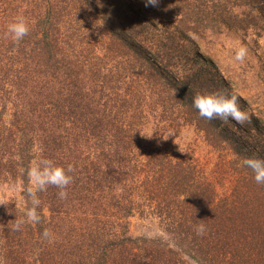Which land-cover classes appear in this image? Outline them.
<instances>
[{
  "label": "trees",
  "instance_id": "1",
  "mask_svg": "<svg viewBox=\"0 0 264 264\" xmlns=\"http://www.w3.org/2000/svg\"><path fill=\"white\" fill-rule=\"evenodd\" d=\"M206 29L260 38L264 0H0V194L27 210L33 163L73 168L66 199L37 193V224L13 231L26 212L0 200V264H264V185L242 164L264 125L196 47ZM203 91L250 120L201 118ZM134 214L166 236L131 235Z\"/></svg>",
  "mask_w": 264,
  "mask_h": 264
},
{
  "label": "clouds",
  "instance_id": "2",
  "mask_svg": "<svg viewBox=\"0 0 264 264\" xmlns=\"http://www.w3.org/2000/svg\"><path fill=\"white\" fill-rule=\"evenodd\" d=\"M159 2L160 0H145V5L157 6ZM7 31L11 34L14 41L19 42L28 34L29 27L26 20L23 17H19L8 25ZM246 56L247 49L242 46L235 51L234 58L236 61L243 62ZM192 103L199 116L209 121L219 119L223 123L235 121L240 125H244L250 120L247 110L241 108L239 95L234 92H197L193 96ZM242 164L251 170L257 184L264 185V157L258 155L248 156L243 159ZM72 171L73 168L71 166L65 169L52 159H40L33 163L27 170V175L31 181V187L27 189V195L31 199V207L26 210V219L17 220L12 226V230L21 231L25 223L37 224L40 222L41 216L38 208L41 201L37 198V193L45 191L48 186L60 189L58 192L59 198L66 199L68 196L66 189L72 183V177L69 175ZM205 231L206 228L203 224L198 225L196 228L197 235H203ZM41 235L46 240L53 238L52 233L47 229Z\"/></svg>",
  "mask_w": 264,
  "mask_h": 264
},
{
  "label": "rangeland",
  "instance_id": "3",
  "mask_svg": "<svg viewBox=\"0 0 264 264\" xmlns=\"http://www.w3.org/2000/svg\"><path fill=\"white\" fill-rule=\"evenodd\" d=\"M196 47L207 54L211 65H217L227 78L228 87L240 94L247 102L251 113L258 117L259 124L264 125V36L256 37L251 31H222L203 30L193 36ZM247 49L243 62L235 60V51L240 47ZM223 75V74H222ZM257 123L253 122V127ZM0 200L12 199L16 205L26 212L25 202L20 195V189L2 190ZM129 232L133 236H156L165 233L155 221L146 220L137 214L129 218Z\"/></svg>",
  "mask_w": 264,
  "mask_h": 264
}]
</instances>
